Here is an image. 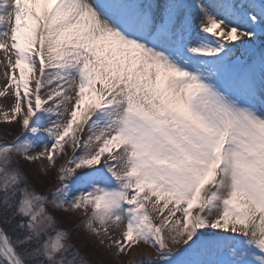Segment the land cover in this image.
Here are the masks:
<instances>
[{"label":"snow or ice","instance_id":"snow-or-ice-1","mask_svg":"<svg viewBox=\"0 0 264 264\" xmlns=\"http://www.w3.org/2000/svg\"><path fill=\"white\" fill-rule=\"evenodd\" d=\"M0 101V264H264V0H0Z\"/></svg>","mask_w":264,"mask_h":264},{"label":"rangeland","instance_id":"rangeland-1","mask_svg":"<svg viewBox=\"0 0 264 264\" xmlns=\"http://www.w3.org/2000/svg\"><path fill=\"white\" fill-rule=\"evenodd\" d=\"M11 130L18 132L19 126L13 125ZM62 162L63 160L60 161V163ZM26 167H29L33 170H38L40 168V164L26 165ZM56 175H57V171L55 169L51 170L49 173V178L52 180V183L43 186L40 190L46 191L49 187H52L56 183L55 180ZM61 219L66 228H69L70 230L74 229L73 222H65L63 216L61 217ZM80 219H81L80 216L73 217L74 222L77 223L79 222ZM73 236L77 246L80 247L81 250L85 252V254L92 261V264H130V262L136 257V255L140 251V249L135 253L134 251H132L128 255L120 257V260L117 261V259L113 256L112 251H109L108 249L101 247L97 243L95 237L88 235L84 231H80V232L73 231ZM146 250L151 251L150 249H146Z\"/></svg>","mask_w":264,"mask_h":264},{"label":"bare ground","instance_id":"bare-ground-1","mask_svg":"<svg viewBox=\"0 0 264 264\" xmlns=\"http://www.w3.org/2000/svg\"><path fill=\"white\" fill-rule=\"evenodd\" d=\"M0 102H2V101H0ZM63 163V162H62ZM134 251V253L136 252V251H139V249H136V250H133Z\"/></svg>","mask_w":264,"mask_h":264}]
</instances>
